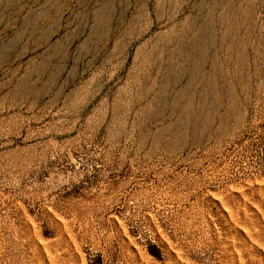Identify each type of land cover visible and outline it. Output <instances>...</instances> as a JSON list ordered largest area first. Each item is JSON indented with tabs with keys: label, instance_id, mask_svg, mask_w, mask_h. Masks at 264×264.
I'll return each instance as SVG.
<instances>
[{
	"label": "rangeland",
	"instance_id": "rangeland-1",
	"mask_svg": "<svg viewBox=\"0 0 264 264\" xmlns=\"http://www.w3.org/2000/svg\"><path fill=\"white\" fill-rule=\"evenodd\" d=\"M0 264H264V0H0Z\"/></svg>",
	"mask_w": 264,
	"mask_h": 264
}]
</instances>
